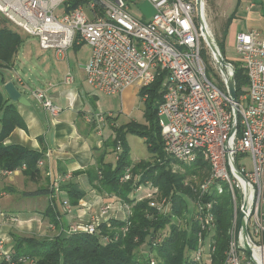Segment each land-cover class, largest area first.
Returning <instances> with one entry per match:
<instances>
[{"label":"built area","instance_id":"1","mask_svg":"<svg viewBox=\"0 0 264 264\" xmlns=\"http://www.w3.org/2000/svg\"><path fill=\"white\" fill-rule=\"evenodd\" d=\"M67 1L0 0V14L27 36L37 38L42 50L55 51L57 58L75 46L87 45L90 57L84 69L85 79L99 94L122 95L133 86L140 89L150 86L163 76V98L157 119L166 155L183 165L202 159L210 166V176L199 186L194 201L193 215L202 233L192 260L202 262L206 254L204 241L216 228L213 212L216 201L205 199L227 192L235 205L236 216L229 230L230 245L223 264H262L255 257V250H261L260 259H263L264 36L258 31L236 36V51L248 85L234 103L227 81L231 74L235 75V67L225 59L230 66L225 72L220 69L202 33L197 0H90L75 8L66 4ZM132 1L150 3L155 14L146 22L138 20L130 12ZM63 5L65 13L59 16L56 11ZM208 32L215 40L211 29ZM205 47L210 50L213 66L225 89L208 76L202 57ZM16 78L24 87V80L20 76ZM73 83L69 71L62 84ZM31 95L52 118L63 112L45 89L31 90ZM108 118L113 115L99 113L95 120L87 119L91 123L95 121L98 136L103 137ZM121 152L119 144L114 152L116 161ZM239 156L251 159V170L238 165ZM38 165L43 162L40 160ZM10 173L0 169V176ZM129 178L128 171L122 180ZM53 190L59 191V185H54ZM64 206L71 213L70 204L66 202ZM110 210V205L104 206L90 223L70 225L67 235H97L99 226L111 221ZM237 211L240 219L244 213L253 261H247L243 255L246 250ZM8 220L18 219L8 217ZM210 247L212 253L214 249ZM0 260L7 264H37L27 257L14 260L11 250L5 248L1 230Z\"/></svg>","mask_w":264,"mask_h":264},{"label":"trees","instance_id":"2","mask_svg":"<svg viewBox=\"0 0 264 264\" xmlns=\"http://www.w3.org/2000/svg\"><path fill=\"white\" fill-rule=\"evenodd\" d=\"M88 1L90 0H68L66 4L75 8ZM234 16L235 14L226 20L224 32L228 31ZM8 24L11 23L6 18L0 19V87L6 83L3 70L14 65L15 57L23 44L21 34L10 28ZM235 81L237 97L240 98L248 85L245 70L240 65L235 66ZM162 85L163 76L152 85L140 89L139 94L146 103V124L139 125L132 122L125 127L116 126L114 118H108L112 122L111 128L115 137L108 139L103 146L115 152L120 144L122 152L113 164L105 162L109 152L106 149L102 150L96 158V165L86 171L90 183L98 191L119 198L129 206V219L123 221L112 218L109 223L99 226L97 235L63 233L52 237H25L12 233L14 247L11 253L14 260L27 257L35 260L37 264H151L149 259V261L140 259L143 253L141 255L139 250L144 247L145 253L157 258L156 264H201L194 262L191 257L198 249L199 234L202 233L195 216L190 217L187 197H195L189 186L185 184L186 175L172 171L170 165L177 161L169 158L163 147L157 119L158 106L163 98ZM3 109L5 117L0 134V169L14 172L26 166L24 175L34 181L41 174L37 165L42 155L22 146L4 145L9 135L23 124L11 105L1 104L0 111ZM129 135H139L145 139L154 161L148 159L133 163L128 143ZM193 169H187L190 175H195L197 170L202 169H209L210 173L209 164L202 159L193 165ZM128 171L130 178L123 181ZM209 173L205 174L206 178L209 177ZM78 174L82 172L76 173ZM147 183L169 200H167L170 207L168 213L157 212V209L149 205L147 199L139 201L135 198L136 188ZM65 190L69 195L71 206H77L84 197L83 193L71 185H67ZM210 199L216 201L213 210L216 228L212 232L214 250L210 253L209 260L210 264H223L230 245L232 200L226 192L220 196L207 197L205 200L210 201ZM45 214L53 224H58L59 213L56 215L50 209ZM0 264L7 262L1 261Z\"/></svg>","mask_w":264,"mask_h":264},{"label":"crops","instance_id":"3","mask_svg":"<svg viewBox=\"0 0 264 264\" xmlns=\"http://www.w3.org/2000/svg\"><path fill=\"white\" fill-rule=\"evenodd\" d=\"M235 1L233 0V3ZM243 1H246V4H243ZM226 12L225 10L224 13ZM233 14L235 16L230 30L236 28V33L259 32L256 27L264 24V0H238L236 7L232 5L228 10L225 19ZM16 59L15 57L12 67L3 70L4 77L6 83L13 81L18 89H22V95L30 104L12 102L4 90L6 83L1 85L0 105H11L23 124L9 135L4 145L22 146L38 152L42 155L40 160L43 165H37L41 174L34 181L27 178L24 175L25 170L21 169L0 176V230L5 248L11 251L14 247L12 233L25 237H52L56 236L52 235L54 231H61L62 228L65 231L72 223L99 212L103 201L108 202L110 198L104 197L105 193L98 191L90 183L86 171L96 165V158L104 149L109 152L105 162L113 164L116 162L112 149L103 146L104 142L115 137L111 128L112 122L108 120L105 123L103 137H99L97 124L87 119L95 120L99 114L97 111L99 93L86 82L84 70L75 75L76 80L72 86L61 84L62 78L58 79L56 86L48 83L45 90L53 102L63 108L59 117L52 118L32 95H24L27 94L25 91L30 89L22 78L21 73L24 70ZM17 76L24 80V87L18 83ZM50 84L52 87H49ZM133 88L127 89L121 96L129 97L133 93L136 97L140 88L137 90ZM4 117L3 109L0 111V134ZM114 123L119 126L115 119ZM106 130L109 132L106 133ZM79 172L82 174L76 175ZM57 184L59 191H54V185ZM67 185L84 194L77 206L70 205L71 213L66 212L64 206L66 202L70 204L69 195L65 190ZM50 209L55 214H60V217L56 214L58 224H53L45 214ZM8 217H15L18 220L10 222ZM111 217L123 221L129 219V215L119 213H113Z\"/></svg>","mask_w":264,"mask_h":264},{"label":"rangeland","instance_id":"4","mask_svg":"<svg viewBox=\"0 0 264 264\" xmlns=\"http://www.w3.org/2000/svg\"><path fill=\"white\" fill-rule=\"evenodd\" d=\"M237 1L238 0H236L233 3V0H205V18L207 21V26L210 27L209 29H211L212 34L214 35V38L219 45V48L221 46L222 49L221 52L223 53L225 59L231 62L234 65V67L237 65H240V67H242L241 64L239 63L240 59L236 51V36L239 32L236 33L237 32L236 28H232L230 30L231 27H229L227 32L226 31L224 32L226 14L228 10L232 7V5H234V8L236 7ZM243 4H246V1H243ZM130 6H131V11H130L131 14L140 21L146 22L150 20L155 14L154 7L148 2L134 3L132 1ZM65 8L66 6L64 5L61 6L56 11V14L59 16L64 15ZM225 10L227 11L226 14L224 13ZM3 18L4 17L0 14V19ZM8 26L18 31L23 39L21 51L20 53L17 54L16 61L21 65L22 69L24 70L22 71L21 75L22 78L25 80V82L28 84L30 89V90H26L25 93L27 94L24 95L27 96L31 95V90L46 89L49 82H51L54 86H56L57 84L56 82L58 81V79L60 78L63 79L64 76L69 71L72 73L75 83L76 80L75 75L85 69V66L90 57V49L87 45L75 46L74 48L70 49L66 54H63L62 56L57 58L55 51L42 50L39 46V42L37 38L27 36L22 31H20V29L13 26L12 24H8ZM256 28L264 36V24L263 25L260 24V26ZM202 57L208 68V76L213 81H215V83L220 88L225 89L220 81V78L218 76V73L216 72L215 67L213 66L210 50L207 47H205ZM62 79H61V84H62ZM133 87H134L133 89L136 90L138 88L137 86H133ZM139 92L140 89H138V93L136 97L133 93L129 97H123L121 95L106 96L103 94H99L97 111L98 113L105 115L112 114L113 118L115 119V121L119 126L125 127L132 122H136L139 125H144L146 124V118H145L146 103L144 99L140 96ZM108 132L109 130H106V133ZM128 143L130 147L131 160L134 163L141 160H148L153 158L152 155L149 153L145 139H143L139 135H129ZM150 161H154V160L152 159ZM237 163L238 165H245L248 170H251V159L249 157L239 156L237 158ZM193 165L194 164L183 165L177 162L175 163L172 162L170 165L173 172H176L181 175H186L185 184L189 186L195 197V198L187 197V200L190 205V217L194 213V209H193L194 201H196L198 198L197 195H199L198 192L200 189L199 186L207 179L206 178L207 176H205V174L209 173V169H202V170H197L198 171L197 174L190 175L187 169L189 168L193 169ZM150 185H151L150 183H147L146 185H142L139 188H136L134 192L135 198L139 201L142 199L144 200L147 199L149 205L157 209V212L161 214H163L164 212L168 213L170 211V207L168 205L169 200L163 197L160 194V192L158 193L157 189L152 188ZM104 197L110 199H108V202L105 203L103 201L102 207L110 205L111 206L110 213H112L111 215H113V213H119V214H123L124 216L125 215L130 216L129 206L126 203H124L122 200L116 197L115 198L111 197L107 193H105ZM231 206L233 209V213H232L233 218L231 220V227H232L234 217L236 216L235 205L232 201H231ZM100 211L97 213H93V215L91 214L86 219L83 220L80 219L78 222L72 223L71 225L88 224L90 223L92 217L96 218L100 215ZM238 214L239 211H237V216ZM239 220H240V214H239ZM69 227L70 225L68 226V229ZM67 230L64 231L63 228L61 229V231L53 230L54 233L52 235L63 234V233L67 234L66 232ZM103 242L105 243V241ZM257 245H259V243H257ZM210 246H212V233L209 236H207L204 241V250L206 254L201 264H210V260H209L211 255ZM142 248H143L142 250H139V252H141V255L143 253V256H141L140 258L141 260L146 261L149 259L150 262L155 261L156 263H158L156 257L149 256V254L145 253L146 252L145 248L144 247ZM243 255H246L247 261H251V256L247 251L244 252Z\"/></svg>","mask_w":264,"mask_h":264},{"label":"water","instance_id":"5","mask_svg":"<svg viewBox=\"0 0 264 264\" xmlns=\"http://www.w3.org/2000/svg\"><path fill=\"white\" fill-rule=\"evenodd\" d=\"M204 11H205V0H197V13L199 16L201 28H202V33L204 34L206 43L208 44L209 48L215 55L218 65L220 69L225 72V68L230 66L229 63L225 60L223 57V54L219 48V45L216 40H214L209 32H208V27L207 24L205 23V16H204ZM227 87H228V92L229 96L232 99L234 103H237V87H236V81H235V75L231 74L228 78L227 81ZM4 90L7 93L9 99L14 102V103H20L23 105H29L30 103L28 102L27 98L22 95V92L18 89V87L15 85L13 81H9L4 85ZM235 117L238 118V111L237 109L235 110ZM244 213L241 214V219H240V229L243 232V237H244V246L245 250L250 254L251 260L253 261L252 258V249L248 241V231L247 228L244 224Z\"/></svg>","mask_w":264,"mask_h":264},{"label":"bare ground","instance_id":"6","mask_svg":"<svg viewBox=\"0 0 264 264\" xmlns=\"http://www.w3.org/2000/svg\"><path fill=\"white\" fill-rule=\"evenodd\" d=\"M204 16H205V11H204ZM208 30H210L209 26H208ZM260 251H261L260 249H256L255 250V257L258 259V261L262 260V264H264V258L260 259V257H261V252ZM262 256H264V251H262Z\"/></svg>","mask_w":264,"mask_h":264}]
</instances>
